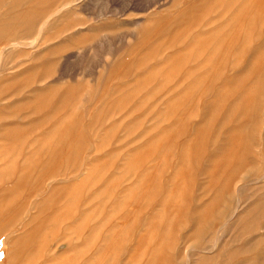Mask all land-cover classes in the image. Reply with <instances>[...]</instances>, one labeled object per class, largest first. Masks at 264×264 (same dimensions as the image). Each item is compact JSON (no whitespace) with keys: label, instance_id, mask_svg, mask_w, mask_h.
<instances>
[{"label":"rangeland","instance_id":"rangeland-1","mask_svg":"<svg viewBox=\"0 0 264 264\" xmlns=\"http://www.w3.org/2000/svg\"><path fill=\"white\" fill-rule=\"evenodd\" d=\"M263 175L264 0H0L5 264H264Z\"/></svg>","mask_w":264,"mask_h":264},{"label":"bare ground","instance_id":"bare-ground-1","mask_svg":"<svg viewBox=\"0 0 264 264\" xmlns=\"http://www.w3.org/2000/svg\"><path fill=\"white\" fill-rule=\"evenodd\" d=\"M7 1V0H6ZM241 1V0H240ZM238 3V2H237ZM261 5H262V3H260ZM8 10V9H7ZM16 11V10H15ZM21 13V12H20ZM10 14V13H9ZM22 14V13H21ZM29 14V13H28ZM106 14V13H105ZM13 15V14H12ZM114 15V14H113ZM23 17V16H22ZM52 17V16H51ZM106 18V17H105ZM3 20V19H2ZM49 20V19H48ZM47 21V20H46ZM45 22V21H44ZM6 23H8V22H6ZM7 26V25H6ZM7 28H8V26H7ZM16 31V30H15ZM12 32V31H11ZM10 33V32H9ZM5 38V37H4ZM7 38V37H6ZM9 44V43H8ZM10 47V46H9ZM2 55V54H1ZM104 64V63H103ZM253 170V169H252ZM264 176V175H263ZM253 185V184H252ZM262 207V206H261ZM234 217V216H233ZM233 217H232V219H233ZM228 223V222H227ZM226 223V224H227ZM6 239L7 238H1L0 237V252L1 251H3L4 252V255H5V259L2 261V262H0V264H5L6 262H7V260H8V257H7V253H6V249H7V247H6V243L4 242V241H6ZM13 250H14V253H16V255L20 252L19 251V249H18V245L16 244V243H14V245H13ZM191 251V250H190ZM189 252V251H188ZM201 253H205V252H201ZM211 253V252H210Z\"/></svg>","mask_w":264,"mask_h":264},{"label":"built area","instance_id":"built-area-1","mask_svg":"<svg viewBox=\"0 0 264 264\" xmlns=\"http://www.w3.org/2000/svg\"><path fill=\"white\" fill-rule=\"evenodd\" d=\"M0 250H1V249H0ZM4 259H5L4 252L1 251V252H0V262H2Z\"/></svg>","mask_w":264,"mask_h":264}]
</instances>
